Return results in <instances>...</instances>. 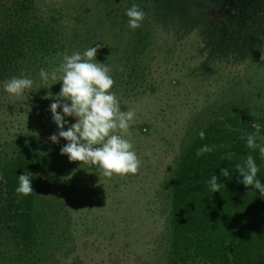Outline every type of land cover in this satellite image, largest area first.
<instances>
[{
	"label": "rangeland",
	"instance_id": "1",
	"mask_svg": "<svg viewBox=\"0 0 264 264\" xmlns=\"http://www.w3.org/2000/svg\"><path fill=\"white\" fill-rule=\"evenodd\" d=\"M147 2L35 0L40 15L48 16L49 23L58 22L56 29L65 42L61 53L101 45L96 60L113 69L121 111L134 113L123 138L133 144L142 162L136 175L105 177L98 166L70 162L61 155L68 142L50 140L59 131L50 105L62 82L44 84L42 67L15 75L23 73L34 81L23 95L4 90L3 82L13 76L0 80V168L24 142L39 146L33 186L37 195L48 197L35 195L33 220L39 232L30 257L35 264H168L170 183L189 140L208 123L232 114L245 113L252 123L264 121V57L246 63L239 72L217 73L211 85L197 81L187 59L170 64L154 49H146L147 29L153 28L161 43L184 42L186 57L191 55L194 63L200 59L199 51L192 50L200 39L187 24V38L174 35L178 14L172 6L158 2L164 19L153 21L150 14L139 29L129 28L126 11L135 4L147 13ZM217 54L215 50L209 55ZM60 60H49L44 68H55ZM57 111L62 114V108ZM65 120V130L76 123L74 117ZM4 230L0 229V258L14 252Z\"/></svg>",
	"mask_w": 264,
	"mask_h": 264
},
{
	"label": "trees",
	"instance_id": "2",
	"mask_svg": "<svg viewBox=\"0 0 264 264\" xmlns=\"http://www.w3.org/2000/svg\"><path fill=\"white\" fill-rule=\"evenodd\" d=\"M161 1L178 14L174 35L187 38V24L200 39L192 50L197 49L201 56L194 63L191 55L186 57L188 44H163L153 28L147 29L146 49L151 53L154 49L170 64L187 59L197 81L208 80L211 85L218 74L239 72L246 63L264 57V0H148L145 9L153 21L164 19L158 7ZM57 23L40 15L35 0H0V80L21 69L44 68L47 61L58 59L65 42ZM215 50L217 56L209 55ZM251 121L245 113L232 114L208 123L189 140L170 183L168 264H264V194L240 183L242 177L235 170L242 157L252 155L264 184V159L258 149L246 146L247 135L256 132L254 125L260 126L259 134L264 137V121ZM200 131L205 133L204 140L199 138ZM213 144L217 148L212 153L195 155L202 146ZM38 147L24 142L0 168L4 177L0 180V229H5V239L14 246L13 254L1 257L0 264H35L30 257L39 232L33 220L37 201L35 194L18 195L15 189L18 177L25 173L34 188V171L41 160ZM228 152L235 155L231 160L222 159ZM223 169L229 171V177L221 175ZM212 175L224 185L220 192L210 191Z\"/></svg>",
	"mask_w": 264,
	"mask_h": 264
},
{
	"label": "clouds",
	"instance_id": "3",
	"mask_svg": "<svg viewBox=\"0 0 264 264\" xmlns=\"http://www.w3.org/2000/svg\"><path fill=\"white\" fill-rule=\"evenodd\" d=\"M126 16L129 28L136 30L142 26L147 13L133 4L126 11ZM100 48L101 45L97 43L95 47H89L83 52L74 51L71 55L58 53L61 60L57 67L40 69L39 76L44 84L49 81L52 85L62 82L56 101L50 105L53 121L59 129L58 135L53 134L50 140L53 143H58L60 138L66 140L68 143L61 148V155H67L70 162H82L89 167L98 166L102 176L110 178L114 174L136 175L142 162L132 150L133 144L123 138V134L128 132L129 122L133 119L134 113L131 110L121 111L119 99L113 90L115 83L113 69L107 63L96 60ZM118 70L124 71L123 68ZM33 83L30 77L22 73L19 77L13 76L5 80L3 87L7 93L19 96L25 91H31ZM61 108L62 114L57 111ZM65 117L76 119V123L68 126L67 130ZM254 127L256 132L247 135L246 146L251 150L258 149L260 157L264 159V137L259 134L260 126ZM117 129L121 131L120 135L115 134ZM198 135L201 140L205 139L204 131H200ZM219 147L223 148L226 145ZM216 148L214 144L204 145L195 155L201 157L206 153H212ZM234 155L228 152L222 159L231 160ZM241 160L242 163L235 165V170L242 177L240 183L264 194V184L258 177L260 168L255 158L248 155ZM221 175L227 178L229 171L223 169ZM3 179V174H0V180ZM208 184L212 193L220 192L221 187H224L218 183L215 175L209 178ZM15 191L23 196L37 195L32 187V179L27 173L18 177V187Z\"/></svg>",
	"mask_w": 264,
	"mask_h": 264
}]
</instances>
